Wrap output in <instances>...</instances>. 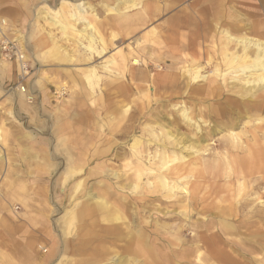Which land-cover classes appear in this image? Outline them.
Returning a JSON list of instances; mask_svg holds the SVG:
<instances>
[{
    "label": "rangeland",
    "instance_id": "374dc122",
    "mask_svg": "<svg viewBox=\"0 0 264 264\" xmlns=\"http://www.w3.org/2000/svg\"><path fill=\"white\" fill-rule=\"evenodd\" d=\"M61 1L28 0L25 6L19 0H0V59L6 57L11 64L7 68L0 62V165L4 172L0 173V264H264V184L255 189L256 193L247 189L238 196L236 170L223 166L206 170L204 178L199 179L202 184L195 192V201H186L184 188L168 198L167 190L162 187L155 193L149 192L148 185L145 191L133 190V166L110 151L102 154L108 159L104 164L107 170L84 179L72 197L75 185L89 169L85 167L80 176L71 175L74 167L67 165L68 153L57 151L55 146L59 135L62 136L59 123L69 120L70 114L77 119L88 116L91 124L86 130L94 133V145L102 146L123 133V128L118 131L115 128L117 122L125 123L118 119L124 104H128L134 117L144 110L138 121L141 127L147 123L146 115L160 109L163 102L187 99L207 105L224 102L231 96L235 98L237 94L227 88L220 98L204 95L196 89L195 82L189 90L193 94L187 96L182 93L184 87L182 91L174 84L164 88L162 74L184 75L180 79L183 86L189 79L183 72L193 65L188 62L174 65L170 58L162 64L160 58L174 46H183L178 47L177 54L189 61L195 51L209 49L215 40L208 38L209 34L213 32L215 36V29L224 23L237 27L254 25L250 36L264 39V0H148L154 3V12L145 25L133 35L115 37L107 52L95 55L92 60L80 54L78 42L66 40L58 28L43 21V6L57 10ZM69 1L97 3L96 12L100 13L101 0ZM111 3L115 6L117 0ZM222 12L224 17H219ZM186 23L189 26L184 28ZM38 26L46 32L52 31L57 43L66 48L65 54L74 56V61H55L47 54L42 55L36 47ZM77 26L82 28V22ZM145 36L142 58L154 64L153 67L146 69L138 63L134 73L140 78L123 84L121 90L108 86L111 79L122 81L123 77L107 73L106 61L120 50L128 54L135 46L133 41ZM18 56H25L21 58L25 64L22 69L18 66ZM202 65L203 74L209 75L214 69L210 64L205 65L204 58ZM92 67L109 76L94 90L89 86L88 70ZM236 83L247 89L255 87L253 83ZM232 84L229 80L228 87ZM45 89L48 92L44 97ZM23 91L28 93L25 108L16 100ZM263 91L264 88L257 93ZM163 96L168 97L162 99ZM257 105L263 104L257 102ZM9 110L12 114H8ZM79 124L80 130H84L86 124ZM242 127L243 124L238 130ZM203 128L208 129V125ZM67 133L68 138L72 133ZM141 134L137 128L134 136L118 144L133 154L131 144ZM143 138L145 143L149 139ZM32 146L37 151L27 150ZM113 149L116 151L117 145ZM147 178L144 176V182ZM89 191L96 196L86 202ZM83 203H87L85 210ZM184 203L188 205L185 207ZM136 226L143 231L148 245L142 252L136 247L140 243Z\"/></svg>",
    "mask_w": 264,
    "mask_h": 264
},
{
    "label": "bare ground",
    "instance_id": "6f19581e",
    "mask_svg": "<svg viewBox=\"0 0 264 264\" xmlns=\"http://www.w3.org/2000/svg\"><path fill=\"white\" fill-rule=\"evenodd\" d=\"M19 1L27 6L28 0ZM101 2L100 13L99 11L96 12L97 3L95 5L92 2L73 3L69 0H63L57 10L44 5L45 11L43 12L45 15L43 13L42 19L50 27L58 28L66 40L78 42L81 47L80 54H83L88 60H92L95 58V55L106 53L111 41L115 37L119 35L123 37L133 35L140 27L145 25L148 18L154 12V3L148 0H117V5L115 6L111 3V0H101ZM130 11H133L132 15ZM221 14L218 16L224 17V13L222 12ZM81 22L83 27L78 29L77 25ZM187 26H189L188 23L184 24V28H187ZM208 26L210 27V24ZM252 27L254 25H240L237 27L230 23L220 24L218 28L216 27L217 30L215 29L217 32L215 36L211 32L212 30L210 31V37L208 38H215V40L211 41L209 49H203L202 52L195 51L189 61L187 58L184 59L179 53L177 54L179 51L178 47L183 46H172L173 49H170L168 53L166 52V55L160 58L162 64H166L170 58L172 60L171 63L174 65L178 64V62H188L189 65H193L192 69L187 66L188 68L183 72L190 79L186 78L187 81L183 86H180V79L184 75L173 72L162 74L161 82L165 85L164 88L167 85L174 84L182 91L184 87L182 93L187 96L188 94H193L189 93V90L191 89V83L195 82L198 85L196 89L204 95L220 98L223 96L225 88H227L229 91L237 94L236 97L234 96L235 98H231V96L224 102L219 101L216 104L209 102L207 105L204 103L198 104L187 99L171 101L170 103H167L166 101L168 100H166V103L163 102L160 105V109H155L153 114L146 115L147 123L144 122L145 124L141 127L138 121H140L144 110L138 117H134L133 114L129 113L130 107L128 104H124V106L120 107L121 114L118 119L119 122L125 121V123L119 124L117 122L115 128L117 131L123 128V133L119 135V140H108L102 146H95L94 133L86 130L89 124H91L88 116L77 119V116L75 117L70 114L69 120L63 119L59 123L62 136L59 135L58 142L55 144L57 151L61 152L64 150L68 153L67 165H73L74 167L70 173L71 175L80 176L85 167L89 169L86 172L84 171L85 177L80 178L77 184L75 183V190L71 192L70 196H75L74 194L84 179L99 175L101 172L107 170L104 164L108 159H105L104 157L107 156L102 154L109 153L110 151L114 152L115 156L128 160L127 164L133 166L135 171V179L131 183L133 190L141 188L145 191L148 185L149 192L155 193L158 187H162L167 190L166 196L168 198L172 197L180 188H184L186 201L190 199L195 201V192L202 184V181L199 179L204 178L206 170L219 169L223 166H226L229 170H236L238 175V196L241 195L242 191L247 189L255 191L259 185L264 184V91L257 93V91L264 88V39L250 36L252 34V31H250ZM35 33H37L35 36L37 38L36 47L42 55L47 54L51 57V60L53 58L55 61H74V56L65 54L66 48L64 49L57 43L58 40L55 39L52 31L46 32L44 27L40 28L38 26ZM143 41H147V36L136 38L133 41L135 46L128 54H125L124 50H120L117 55L109 57L104 66L105 70L110 74L116 73V76L120 75L123 79L122 81H117V79L113 78L107 84L108 86L114 85V88L116 87L121 90L123 89V84L140 78V76L134 73L138 63L139 66L144 65L146 69L153 67L154 64L151 65L150 62L142 58L141 52L146 48L142 45ZM182 41H185V39ZM157 44L159 45V43ZM21 58H25V56L18 59V66L22 69L25 64H22ZM203 58L205 65L210 64L214 67L209 75L203 74L204 72L202 73L204 69V65H202ZM0 62L2 66L11 68V64L9 60H6V57L1 58ZM88 72L90 77L89 86L92 90L104 78H109V76L100 74L96 67H92ZM202 80L203 82H200ZM229 80L233 82L230 87H228ZM236 82H244V84L253 83L255 87L247 89ZM42 92L45 97L48 90L45 89ZM27 94V91H23L22 96L16 98L23 108L27 105L26 100L28 97L25 99ZM99 94L101 97L102 91ZM163 97L162 99H165L168 96ZM257 102L263 104V107L257 105ZM260 109L261 111L258 112ZM8 114H12V111L9 110ZM137 122L138 124H136ZM79 123L86 124L84 130H80L82 127ZM242 124V129L238 130V127ZM203 125H208V129H204ZM137 128L140 129L143 136H148L149 139L145 143L143 136L134 137L130 149H134L135 151L131 154L130 151L126 150L124 145H119L118 142L125 140L130 135L134 136ZM66 133L72 134L67 138L65 136ZM52 139L54 140V138ZM123 143L126 144V141H123ZM215 143H217L216 146L214 145ZM116 145L118 149L114 151L115 149L113 148ZM95 169L97 170L94 173ZM111 175L118 178L116 173L111 172ZM144 176L148 177L145 182ZM98 183H102V181H98ZM95 196V193L89 191L86 202L93 200ZM84 204L87 203L81 204L83 210L87 209V206ZM182 205L186 207L188 204L184 203ZM96 206L100 208V204ZM136 235L140 241V243H137V250L142 252L148 245L146 239L143 237L141 228H136ZM46 259L48 260L49 258Z\"/></svg>",
    "mask_w": 264,
    "mask_h": 264
},
{
    "label": "crops",
    "instance_id": "0c3cea01",
    "mask_svg": "<svg viewBox=\"0 0 264 264\" xmlns=\"http://www.w3.org/2000/svg\"><path fill=\"white\" fill-rule=\"evenodd\" d=\"M9 10V9H8ZM8 12V11H7ZM8 14H9V12H8ZM9 16H12V15H10L9 14ZM13 17V16H12ZM35 149H38V148H34V146H32V147H30V150H29V148L27 149L28 151H31V152H35V151H37V150H35ZM0 173L3 171V167H1V165H0ZM26 172H29V171H26ZM4 172H2V174H3ZM7 173V172H6ZM25 174H27V173H25ZM30 174H31V172H30ZM34 175L35 174H33V177L32 178H34L35 179V177H34ZM3 177V176H2ZM5 178V177H4Z\"/></svg>",
    "mask_w": 264,
    "mask_h": 264
}]
</instances>
